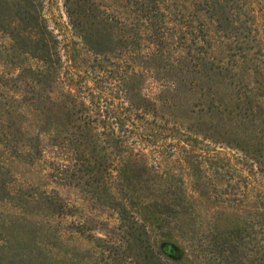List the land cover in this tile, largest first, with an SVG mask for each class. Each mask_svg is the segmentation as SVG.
Instances as JSON below:
<instances>
[{
  "label": "trees",
  "instance_id": "obj_1",
  "mask_svg": "<svg viewBox=\"0 0 264 264\" xmlns=\"http://www.w3.org/2000/svg\"><path fill=\"white\" fill-rule=\"evenodd\" d=\"M62 5L0 0V264H264V0Z\"/></svg>",
  "mask_w": 264,
  "mask_h": 264
},
{
  "label": "rangeland",
  "instance_id": "obj_2",
  "mask_svg": "<svg viewBox=\"0 0 264 264\" xmlns=\"http://www.w3.org/2000/svg\"><path fill=\"white\" fill-rule=\"evenodd\" d=\"M47 15L49 17L50 23L55 28L67 29L66 24V15L63 9L62 0H47V8H46ZM260 28L264 42V19L260 20ZM232 152V150H228ZM54 184V183H52ZM61 192L66 195L74 198L75 195L78 193L77 187H62Z\"/></svg>",
  "mask_w": 264,
  "mask_h": 264
}]
</instances>
